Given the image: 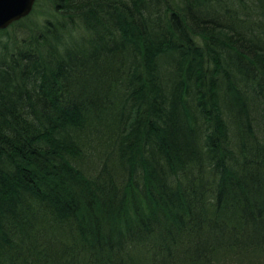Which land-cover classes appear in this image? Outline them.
<instances>
[{
	"label": "trees",
	"instance_id": "obj_1",
	"mask_svg": "<svg viewBox=\"0 0 264 264\" xmlns=\"http://www.w3.org/2000/svg\"><path fill=\"white\" fill-rule=\"evenodd\" d=\"M0 264H264V0L0 30Z\"/></svg>",
	"mask_w": 264,
	"mask_h": 264
},
{
	"label": "water",
	"instance_id": "obj_2",
	"mask_svg": "<svg viewBox=\"0 0 264 264\" xmlns=\"http://www.w3.org/2000/svg\"><path fill=\"white\" fill-rule=\"evenodd\" d=\"M36 0H0V30L28 16Z\"/></svg>",
	"mask_w": 264,
	"mask_h": 264
}]
</instances>
